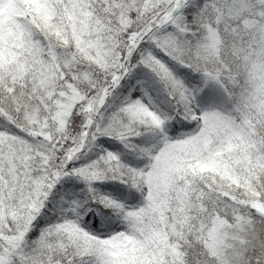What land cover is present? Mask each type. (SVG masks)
I'll list each match as a JSON object with an SVG mask.
<instances>
[{"label":"snow or ice","instance_id":"1","mask_svg":"<svg viewBox=\"0 0 264 264\" xmlns=\"http://www.w3.org/2000/svg\"><path fill=\"white\" fill-rule=\"evenodd\" d=\"M0 264H264V0H0Z\"/></svg>","mask_w":264,"mask_h":264}]
</instances>
